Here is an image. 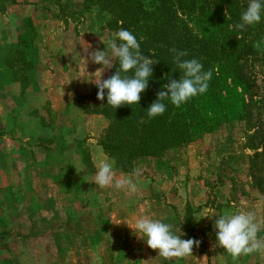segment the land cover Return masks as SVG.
I'll use <instances>...</instances> for the list:
<instances>
[{
	"label": "rangeland",
	"instance_id": "rangeland-1",
	"mask_svg": "<svg viewBox=\"0 0 264 264\" xmlns=\"http://www.w3.org/2000/svg\"><path fill=\"white\" fill-rule=\"evenodd\" d=\"M105 16L84 0H0V264H264V251L234 260L216 241L212 215L240 210L255 213L264 239V195L248 187L241 122L135 157L125 171L114 165L117 177L139 168L134 193L91 181L100 159L114 161L99 145L108 120L91 82L109 69L101 75L84 52L114 38ZM16 46L31 68L16 66ZM141 215L202 246L164 259L127 225Z\"/></svg>",
	"mask_w": 264,
	"mask_h": 264
},
{
	"label": "trees",
	"instance_id": "trees-1",
	"mask_svg": "<svg viewBox=\"0 0 264 264\" xmlns=\"http://www.w3.org/2000/svg\"><path fill=\"white\" fill-rule=\"evenodd\" d=\"M248 3L249 0H84L86 10L95 6L106 14L104 26L113 36L121 27L129 30L140 43L141 52L157 61L151 65L153 73L147 89L140 94L139 104L115 109L107 104V90L103 101L97 99L96 85L92 91L97 113L108 120L99 145L114 159L116 170L129 169L135 157L158 156L195 135L236 121L244 129V147L252 151L246 156L248 187L264 195V43L260 49L253 47L264 41V10L259 23L245 30L234 27ZM172 48L186 50L188 55L183 59H197L204 71L211 70L212 78L203 94L179 107L165 99L163 115L149 118L146 109L159 91H166L162 86L169 77L179 79L182 75L174 63ZM13 53L20 70L31 68V60L25 58L20 47L16 46ZM118 66L117 61L103 79L113 75ZM20 79H27L24 72ZM235 181H229L231 198L238 189L235 190Z\"/></svg>",
	"mask_w": 264,
	"mask_h": 264
},
{
	"label": "clouds",
	"instance_id": "clouds-1",
	"mask_svg": "<svg viewBox=\"0 0 264 264\" xmlns=\"http://www.w3.org/2000/svg\"><path fill=\"white\" fill-rule=\"evenodd\" d=\"M262 10H264L262 0H249L246 10L241 13L240 22L234 27L238 30H245L246 26L259 23ZM101 41L105 45V42ZM262 43L264 41H258L253 47L260 49ZM89 48L90 45L84 48L86 59L102 65L101 75L104 69H111L117 61L119 63L115 73L109 78L101 79L100 76L98 80L91 81L98 88L97 99L103 101L105 90H107V104L115 109L125 104H139L140 94L147 89L148 80L153 73L151 65L157 61L141 52L140 43L135 35L121 27L115 32L114 38L107 41L105 50L89 51ZM170 51L174 54V63L181 70L182 75L179 79L169 77V82L162 86L166 91H159L157 99L146 109L149 118L163 115L166 111V105L163 103L165 99L179 107L192 97L203 94L207 91L208 81L212 78L211 70L204 71L202 63L197 59H183L188 55L186 50L172 48ZM130 71L132 75H127ZM114 163L107 158L100 159L96 164V174L91 181H94L99 189L114 186L117 189L127 188L134 193L137 186L133 177L140 175L139 168L133 170L132 176L117 177L114 172ZM212 216L216 217L214 228L217 230V245L222 247L234 260L241 255L264 251V239L258 237L261 223L258 222L255 213L240 210L235 213ZM127 225L135 233L142 234L137 236L145 239L147 246L157 250L158 255L166 260L190 256L193 246L198 247L200 244V241L194 238L181 239L180 234L172 231V225L146 215L135 218L134 223H127Z\"/></svg>",
	"mask_w": 264,
	"mask_h": 264
},
{
	"label": "crops",
	"instance_id": "crops-1",
	"mask_svg": "<svg viewBox=\"0 0 264 264\" xmlns=\"http://www.w3.org/2000/svg\"><path fill=\"white\" fill-rule=\"evenodd\" d=\"M107 159H110V158H108V157H106Z\"/></svg>",
	"mask_w": 264,
	"mask_h": 264
}]
</instances>
